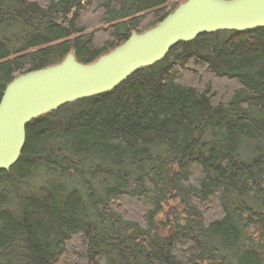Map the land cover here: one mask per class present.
Wrapping results in <instances>:
<instances>
[{"label": "trees", "instance_id": "obj_1", "mask_svg": "<svg viewBox=\"0 0 264 264\" xmlns=\"http://www.w3.org/2000/svg\"><path fill=\"white\" fill-rule=\"evenodd\" d=\"M182 0H0V98ZM0 169V264H264V26L201 33L26 124Z\"/></svg>", "mask_w": 264, "mask_h": 264}, {"label": "water", "instance_id": "obj_2", "mask_svg": "<svg viewBox=\"0 0 264 264\" xmlns=\"http://www.w3.org/2000/svg\"><path fill=\"white\" fill-rule=\"evenodd\" d=\"M264 26V0H182L160 21L131 31L121 44L90 62L70 50L59 62L20 73L0 98V169L19 158L32 119L75 100L111 91L136 70L162 60L180 42L218 30Z\"/></svg>", "mask_w": 264, "mask_h": 264}]
</instances>
